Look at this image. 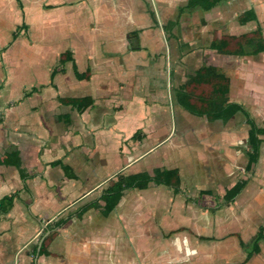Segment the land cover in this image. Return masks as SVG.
Masks as SVG:
<instances>
[{"label":"crops","instance_id":"1","mask_svg":"<svg viewBox=\"0 0 264 264\" xmlns=\"http://www.w3.org/2000/svg\"><path fill=\"white\" fill-rule=\"evenodd\" d=\"M28 2L0 0V199L15 194L0 264H236L219 211L264 210L252 187L264 145L250 163L244 113L208 121L176 90L212 65L225 77L215 100L264 127V0ZM238 35L258 44L209 48ZM180 37L193 46L174 48ZM155 170L166 183L137 182L106 208L118 175Z\"/></svg>","mask_w":264,"mask_h":264},{"label":"trees","instance_id":"2","mask_svg":"<svg viewBox=\"0 0 264 264\" xmlns=\"http://www.w3.org/2000/svg\"><path fill=\"white\" fill-rule=\"evenodd\" d=\"M222 0H188L186 8H201L203 10H208L212 6L216 5ZM226 43H220L212 41L209 48L216 50L220 53H232V54H243V51L238 50H228L225 49ZM259 50H264V40L262 45L253 52H258ZM225 79L223 72L212 65H202L193 74L189 81L192 86H198L201 84H208L212 86L211 92L208 95H201L195 92L194 87L192 90H176V99L182 102H195L200 104V111L197 112L200 116H205L207 119L215 120L222 119L223 121L228 120L238 111H241L246 116V121L249 124L248 130V141H249V151L247 152L248 159L250 163H256L259 158L260 146L264 145V127L258 125L250 113L244 109V107L236 102L224 103L215 100V95L221 90V80ZM90 99L85 98L83 100V105H87ZM2 115L0 113V120ZM7 162H11L7 161ZM64 170L68 172V169L64 167ZM68 176H73L68 172ZM155 181L157 183H166V172L155 170L154 175L150 176L146 172H141L134 175H118L115 182L107 187L102 193V200L106 203V208L111 209L114 205L111 197L113 194L120 192L121 190L133 186L137 182L141 181ZM15 194L5 195L0 199V214L6 213L13 204ZM232 201V198H227L226 203ZM63 221H57L55 226H59ZM239 245L246 252V260L251 257L253 253L259 251V243L264 241V220L260 223L257 228L256 234L251 241V244L245 243L240 237H238Z\"/></svg>","mask_w":264,"mask_h":264},{"label":"rangeland","instance_id":"3","mask_svg":"<svg viewBox=\"0 0 264 264\" xmlns=\"http://www.w3.org/2000/svg\"><path fill=\"white\" fill-rule=\"evenodd\" d=\"M28 4L33 5L34 0H29ZM25 32H22V33L24 34ZM254 33L256 34V33H258V31L255 30ZM256 36H258V35H238V36H235L234 39L229 40V42H225L226 43L225 49L243 51L242 50V42L247 41L248 37H250L249 38V39H251L250 41H255L258 44V40H256L257 39ZM180 39H181V37H180ZM173 43H174V45H173L174 48H176V49L179 48L181 50H188L191 48V46H193V43L187 44L188 42H185L184 40L178 41V42L173 41ZM175 43H178V45ZM176 45L178 46V48ZM243 54H244V52H243ZM235 55H242V54H235ZM220 84H221V90H222V82H220ZM193 87L195 89L194 90L195 92L200 93L201 95H204V96L210 94L211 89H212V86L208 85V84H201L198 86H192V85L188 84L187 89L192 90ZM196 105H198V103ZM171 118L173 121L174 117L172 116ZM207 120L211 121L210 119H207ZM256 172H257V170H256ZM253 174H254V172H253ZM254 176L256 178L253 181L254 184L252 183V187L257 190V192H256L257 195H255V197L258 198L259 193L264 195V184L259 182V180H258V178H260L259 171L256 174H254ZM228 206L229 205H227V207ZM240 211H241L240 207L238 206V204H235L234 202L232 203L231 208L226 209V207H223L221 209V211H219L220 218H221L220 223L228 222L229 230H233L231 233H229V236H231L232 234L239 233L245 241L249 242L248 244H251V241L253 240V235L256 231V228H257L258 224L264 218V210H261L262 212H258L259 210H253V211H256L255 212L256 215H255V213H251V214H248L245 216H243L240 213ZM43 233L44 232H41L40 235H42ZM224 233L226 234V232H224ZM229 236L228 237L225 236L223 239H226L228 241L233 242L232 246H230L232 248L231 252H232L233 258L230 261H233L236 264H264V243H261V246H260L259 251L257 253H253L251 255V257L246 260V256L244 255V251L238 246L235 236H233V235L231 237H229ZM28 264H30V263H28Z\"/></svg>","mask_w":264,"mask_h":264},{"label":"water","instance_id":"4","mask_svg":"<svg viewBox=\"0 0 264 264\" xmlns=\"http://www.w3.org/2000/svg\"><path fill=\"white\" fill-rule=\"evenodd\" d=\"M134 41H136V40H134Z\"/></svg>","mask_w":264,"mask_h":264}]
</instances>
